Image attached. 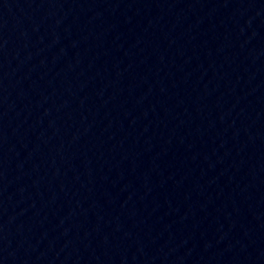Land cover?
<instances>
[{"label": "water", "instance_id": "obj_1", "mask_svg": "<svg viewBox=\"0 0 264 264\" xmlns=\"http://www.w3.org/2000/svg\"><path fill=\"white\" fill-rule=\"evenodd\" d=\"M0 264H264V0H0Z\"/></svg>", "mask_w": 264, "mask_h": 264}]
</instances>
